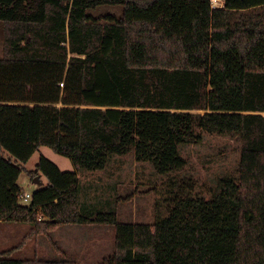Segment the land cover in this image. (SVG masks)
Segmentation results:
<instances>
[{"label": "trees", "instance_id": "16d2710c", "mask_svg": "<svg viewBox=\"0 0 264 264\" xmlns=\"http://www.w3.org/2000/svg\"><path fill=\"white\" fill-rule=\"evenodd\" d=\"M0 0V222L30 237L65 225H110L103 264H264V0ZM121 7L119 15L92 12ZM203 132L241 143L237 177L212 198L175 199L168 216L127 223L80 212V172L133 155L166 175ZM48 183L21 203L22 165ZM29 236L25 237L27 242ZM0 264H78L13 259ZM68 258V257H66Z\"/></svg>", "mask_w": 264, "mask_h": 264}, {"label": "rangeland", "instance_id": "374dc122", "mask_svg": "<svg viewBox=\"0 0 264 264\" xmlns=\"http://www.w3.org/2000/svg\"><path fill=\"white\" fill-rule=\"evenodd\" d=\"M224 5L223 0L215 6ZM121 7L104 6L92 13L119 15ZM4 52V26L0 22V58ZM201 144L180 148L187 166L177 172L159 174L149 162H138L133 155L112 156L103 171L80 172V212L89 216L99 212H116L127 223L153 224L168 216L175 199L188 196L212 198L220 191V181L237 177L241 143L228 136L203 132ZM41 156L54 162L62 171L74 172L68 157L41 147L22 165L19 185L23 193L33 195L47 185L35 183L29 172L37 169ZM29 205L30 200H21ZM33 226L27 223L0 222V252L17 248L13 259L75 260L78 264H103V258L114 251L115 229L110 225H65L50 235L30 237ZM29 236L32 241L24 242ZM68 257V258H66Z\"/></svg>", "mask_w": 264, "mask_h": 264}, {"label": "built area", "instance_id": "2783aa9c", "mask_svg": "<svg viewBox=\"0 0 264 264\" xmlns=\"http://www.w3.org/2000/svg\"><path fill=\"white\" fill-rule=\"evenodd\" d=\"M218 1H221V0H212V4H213V6L214 7H223V5H219V6H215L216 5V3L218 2ZM21 200H24V201H28V200H31V195H23V196H21Z\"/></svg>", "mask_w": 264, "mask_h": 264}, {"label": "crops", "instance_id": "0c3cea01", "mask_svg": "<svg viewBox=\"0 0 264 264\" xmlns=\"http://www.w3.org/2000/svg\"><path fill=\"white\" fill-rule=\"evenodd\" d=\"M27 224H29V223H27ZM32 226H33V225H32ZM33 228H34V226H33ZM33 228H32V229H33ZM33 237H34V236H33ZM33 237H32V238H33ZM32 238L29 239V241H32ZM24 239H25V238H24ZM29 241H28V242H29ZM6 251H7V250H6ZM3 252H5V251H3ZM24 258H25V259H21V260H32V259H34V258H26V257H24Z\"/></svg>", "mask_w": 264, "mask_h": 264}, {"label": "water", "instance_id": "95a60500", "mask_svg": "<svg viewBox=\"0 0 264 264\" xmlns=\"http://www.w3.org/2000/svg\"><path fill=\"white\" fill-rule=\"evenodd\" d=\"M39 181H40L39 177L35 178L34 180L35 183H39Z\"/></svg>", "mask_w": 264, "mask_h": 264}]
</instances>
